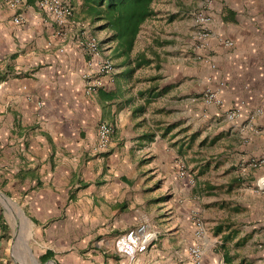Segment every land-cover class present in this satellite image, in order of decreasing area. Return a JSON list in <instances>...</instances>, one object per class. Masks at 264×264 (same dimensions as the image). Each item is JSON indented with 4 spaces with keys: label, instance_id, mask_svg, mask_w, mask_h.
Segmentation results:
<instances>
[{
    "label": "crops",
    "instance_id": "crops-1",
    "mask_svg": "<svg viewBox=\"0 0 264 264\" xmlns=\"http://www.w3.org/2000/svg\"><path fill=\"white\" fill-rule=\"evenodd\" d=\"M196 9L214 17L201 61ZM154 10L127 58L102 44L115 70L87 95L77 30L56 38L34 0L16 10L0 0V264H190L194 211L203 264H264L254 189L264 165L251 164L264 157V0H158ZM205 87L222 105L203 102ZM101 122L112 133L98 150ZM141 223L156 240L133 259L116 252Z\"/></svg>",
    "mask_w": 264,
    "mask_h": 264
},
{
    "label": "built area",
    "instance_id": "built-area-1",
    "mask_svg": "<svg viewBox=\"0 0 264 264\" xmlns=\"http://www.w3.org/2000/svg\"><path fill=\"white\" fill-rule=\"evenodd\" d=\"M204 7H208L213 0H201ZM8 9L16 10L17 8L26 5V0H3ZM38 9L45 12L52 20L55 29L53 35L56 38H64L69 34L70 30H77L73 41L88 55L87 71L84 72V91L87 95H93L103 84V77H110L115 70V65L112 60L104 53L101 40L92 30L91 25L87 21L78 20L75 18L73 9L67 0H34ZM194 29L190 34V38L194 41V50L196 58L204 60L202 53L207 46L209 37L211 36L210 24L214 21V17L203 10L193 12ZM24 21L22 14H16L13 17V22L20 24ZM224 45L231 46L230 40H223ZM60 52L64 51V47L60 46ZM212 76H210L211 79ZM217 89L205 87L201 91V98L205 104L222 105V100ZM42 106V103H38ZM240 115L238 108H230L226 110L225 116L229 120H233ZM112 128L105 122H101L97 126V144L98 150L105 149L108 146ZM251 164L254 167L264 165V157L253 159ZM178 175L185 178L188 184H192L193 180L187 174L185 167L179 163ZM254 189L257 192H264V175L259 176L254 184ZM193 223L194 241L187 248V255L190 264H203L204 246L201 239L205 236V223L197 211H194L191 216ZM157 231L151 228L147 223L128 230L114 242V249L118 253L126 255L133 259L136 253L143 252L149 244L156 240Z\"/></svg>",
    "mask_w": 264,
    "mask_h": 264
},
{
    "label": "trees",
    "instance_id": "trees-1",
    "mask_svg": "<svg viewBox=\"0 0 264 264\" xmlns=\"http://www.w3.org/2000/svg\"><path fill=\"white\" fill-rule=\"evenodd\" d=\"M67 1L77 17L87 21L95 32H104L101 44H114L111 57L118 59L129 56L145 22L156 14L154 6L158 0ZM142 63L140 59L135 67ZM48 256L47 253L45 258Z\"/></svg>",
    "mask_w": 264,
    "mask_h": 264
},
{
    "label": "rangeland",
    "instance_id": "rangeland-1",
    "mask_svg": "<svg viewBox=\"0 0 264 264\" xmlns=\"http://www.w3.org/2000/svg\"><path fill=\"white\" fill-rule=\"evenodd\" d=\"M196 11H197V9L195 11H193V12H196Z\"/></svg>",
    "mask_w": 264,
    "mask_h": 264
}]
</instances>
